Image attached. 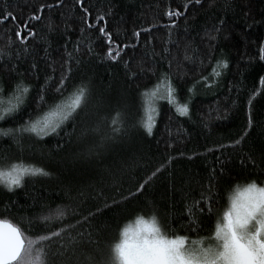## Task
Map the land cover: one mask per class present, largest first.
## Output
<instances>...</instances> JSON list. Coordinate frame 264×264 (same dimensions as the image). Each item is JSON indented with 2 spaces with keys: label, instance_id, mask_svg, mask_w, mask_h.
Returning <instances> with one entry per match:
<instances>
[{
  "label": "trees",
  "instance_id": "trees-1",
  "mask_svg": "<svg viewBox=\"0 0 264 264\" xmlns=\"http://www.w3.org/2000/svg\"><path fill=\"white\" fill-rule=\"evenodd\" d=\"M6 3L16 20L0 23V48L14 55L0 59L4 88L0 107L8 106L9 93L21 79L31 87L19 111L0 121V128H17L53 111L61 102L54 85L67 67L71 72L64 97L82 82L90 89L86 106L56 133L43 137L22 133L19 143L12 136H0V168L23 161L48 173L26 175L11 190L0 183V219L32 237L72 225L61 237L42 242L46 264H104L110 246L137 216L148 219L155 214L169 234L174 230L191 239L208 236L237 185L264 182V85L260 84L264 60L259 58L264 0H201L199 5L194 0L191 4L188 0H83L91 28L83 22L76 0ZM41 4L52 7L43 9L40 21L28 22L36 37L10 48L8 36L15 42L17 24ZM4 5L5 0H0V8ZM169 9L183 13L173 17L174 25L165 15ZM101 13L104 21L97 23ZM100 27L112 33L117 44L129 45L115 61L107 56ZM137 30L139 37L133 36ZM217 61H227V66L220 67ZM125 62L136 78L127 74ZM213 67L219 76H212ZM161 73H170L176 95L171 103L167 98L153 101L155 124L149 135L141 123L147 106L142 93L154 87L163 91L167 81L157 82ZM202 75L212 83L206 86L200 81ZM48 77L46 102L38 104L34 98ZM253 91L257 94L249 126L248 99ZM177 102L188 103V115L176 112ZM117 112L123 126L113 135L111 119ZM236 140L240 143L233 144ZM169 156L172 159L165 163ZM161 164L165 166L136 192L139 182ZM213 170L212 213L197 214L193 224L186 206L200 199L202 185L207 187ZM58 206L65 210L63 220L39 219ZM97 208L100 211L89 222L81 221V215Z\"/></svg>",
  "mask_w": 264,
  "mask_h": 264
},
{
  "label": "snow or ice",
  "instance_id": "snow-or-ice-1",
  "mask_svg": "<svg viewBox=\"0 0 264 264\" xmlns=\"http://www.w3.org/2000/svg\"><path fill=\"white\" fill-rule=\"evenodd\" d=\"M61 2L62 0H56L57 4ZM194 2L199 5L201 0H194ZM191 3H193V0H188V4ZM76 4L82 8V20L85 25L89 28L93 27L88 23L89 9L83 6V0H76ZM188 4H185L184 7L187 8ZM45 7L51 8L52 5H39L23 24H17L14 32L15 42L12 40L11 35L8 36L10 48L14 43L24 45L29 38L36 37L37 33L34 27H29L28 22L32 20L40 21L42 19L40 13ZM104 15L101 13L96 16L97 23L104 21ZM165 15L174 25L176 21L173 17H179L183 13L179 9H169L165 12ZM7 20L15 22L16 17L13 12L7 10L5 0L4 7L0 8V23ZM49 30H53L51 22H49ZM22 31L26 33L23 36L21 35ZM98 31L107 42V56L110 60H117L121 50L129 47L127 44H117L112 38V33L107 31L105 27H100ZM139 35V30L133 32V36L139 37ZM13 55V52H6L4 48H0V59L4 57L12 59ZM259 58L264 60V43L259 47ZM217 64L220 67H226L227 61H217ZM125 66L127 74L132 78H136V73L128 67L127 62H125ZM35 68L36 65L33 64L32 69L35 70ZM70 72L71 68L67 67L54 85L55 92L61 97V102L55 105L53 111L46 113L42 118L26 121L17 128H0V136H12L19 143V136L22 133L35 134L36 137L47 136L50 133H56L65 121L72 119L78 110L86 106L90 89L82 82L74 85L68 96L64 97L63 92ZM219 75L220 72L216 70V67H213L212 76ZM50 79L51 77L46 78L41 91L34 98L38 104L46 102L44 92ZM161 80L167 81L163 91L158 93L157 88L154 87L150 91L145 90L142 93L147 98V106L144 109L145 117L141 123L149 135L152 134L155 124L154 113L156 109L153 106V101L167 98L171 103L176 95L170 73H161L157 82L159 83ZM200 81L206 86L212 83L210 77L203 75L200 77ZM260 84L264 85V76L260 77ZM30 87V85L24 84L23 79L13 86L12 92L9 93L12 99L9 100L8 106L0 107V121L19 111ZM3 91V85L0 84V98L3 96ZM257 91H253L248 99L249 126L252 124V100ZM188 92L191 93L192 88H189ZM174 107L181 116L189 114L187 102H177ZM122 126L121 114L117 112L111 119L112 134L119 133ZM204 126L207 127V124ZM232 143L239 144L240 141L236 140ZM178 155H184V153L180 152ZM171 159L172 157L169 156L165 163ZM248 159L255 166L252 157ZM164 166L165 164H161L148 177L139 182L135 191L141 192L151 181V178ZM37 174L48 175L42 167L25 164L23 161L14 162L6 169L0 168V183L11 190L14 186H20L24 176ZM214 179L215 171L213 170V174L208 177L207 187L202 185L203 191L200 193V199H193L192 203L186 206V212L193 224L195 223L194 217L197 214L212 213V204L215 202L213 196ZM129 195H134V193L130 192ZM201 202H203V206H201ZM99 211L100 209L97 208L95 211H90L87 216L81 215L80 219L87 223ZM64 216L65 210L58 206L56 210H50L48 215H41L39 219L42 221L63 220ZM71 227L72 225L65 224L61 228L49 230L46 235L32 237L25 235L24 231L7 220L0 219V264H46V253L42 242L61 237V233ZM61 243L63 244V240H61ZM104 264H264V182L257 183L252 180L245 185H237L229 197V206L221 215L217 216L214 230L208 236H198L191 239L187 235L176 234L174 230H171V234H169V231L163 228L155 214L148 219L137 216L135 227L129 225L121 230L120 239L110 246L109 258Z\"/></svg>",
  "mask_w": 264,
  "mask_h": 264
},
{
  "label": "rangeland",
  "instance_id": "rangeland-1",
  "mask_svg": "<svg viewBox=\"0 0 264 264\" xmlns=\"http://www.w3.org/2000/svg\"><path fill=\"white\" fill-rule=\"evenodd\" d=\"M146 102H147V99H146ZM0 104H1V105H3V102H2V101H0ZM135 224H136V221H135V222H133V223H131V224H129V225H130V226H132V227H135ZM129 225H128V226H129Z\"/></svg>",
  "mask_w": 264,
  "mask_h": 264
},
{
  "label": "water",
  "instance_id": "water-1",
  "mask_svg": "<svg viewBox=\"0 0 264 264\" xmlns=\"http://www.w3.org/2000/svg\"><path fill=\"white\" fill-rule=\"evenodd\" d=\"M8 221V220H7ZM8 222H10V221H8ZM10 223H12V222H10ZM13 224V223H12Z\"/></svg>",
  "mask_w": 264,
  "mask_h": 264
}]
</instances>
